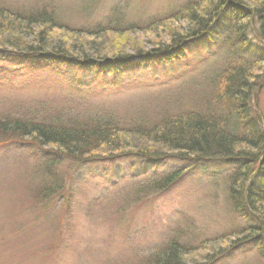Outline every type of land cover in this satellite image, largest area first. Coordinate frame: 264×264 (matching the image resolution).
Returning <instances> with one entry per match:
<instances>
[{
  "label": "rangeland",
  "instance_id": "rangeland-1",
  "mask_svg": "<svg viewBox=\"0 0 264 264\" xmlns=\"http://www.w3.org/2000/svg\"><path fill=\"white\" fill-rule=\"evenodd\" d=\"M242 1L253 6V0ZM177 2L181 0H0V7L22 15L45 9L66 27L80 30L105 23L114 9L134 23L162 16ZM185 29V23H178L156 32H124L122 37L105 33L100 40L95 35L77 37L59 30L51 37L58 44L72 40L80 47L93 44L103 61L114 54L160 49L158 44L168 43V33L182 36ZM180 54L178 59L149 66L136 63V68L115 72L113 78L104 74L96 79L76 69L61 68L60 73L23 59L0 58V118L24 119L27 109L44 104L50 113H78L76 121L110 116L125 126L140 118L152 123L163 111L192 110L203 98L218 96L221 79L217 78L228 62L217 45L211 49L200 45ZM92 55L87 51L85 56ZM262 71L264 63L254 67L247 91L253 88L252 94L258 93L254 108L264 115ZM135 156L140 155L129 152L108 163L77 166L63 161L58 166L61 176L72 172L70 201L65 211L59 210L61 201L46 202L44 219L40 201L36 205L31 197L40 184L38 166L44 157L28 143L0 141V264H148V253L165 242L170 226L184 219L194 231L184 248L197 247L181 258L199 264L210 252L209 246L202 247L204 243L224 244L240 229L255 226L253 219L233 212L227 200L232 167L208 170L205 164L168 192L155 194L136 188L184 164L174 156L151 164ZM256 241L240 242L210 264H264Z\"/></svg>",
  "mask_w": 264,
  "mask_h": 264
},
{
  "label": "trees",
  "instance_id": "trees-1",
  "mask_svg": "<svg viewBox=\"0 0 264 264\" xmlns=\"http://www.w3.org/2000/svg\"><path fill=\"white\" fill-rule=\"evenodd\" d=\"M59 21L45 9L22 15L0 7V58L23 59L60 73L62 69H76L92 79L104 74L113 78L115 72L136 68V63L149 66L178 59L180 53L192 47L201 45L211 49L217 45L228 64L217 78V81L221 79L217 97L203 98L189 111H163L152 123L140 118L123 126L110 116L76 121L78 113L69 110L50 113L44 104L27 109L24 119L0 118V141L28 143L44 157L38 166L40 184L31 194L32 200L38 202L36 205L40 201L42 217L46 219L43 211L46 202L61 201L59 210L65 211L70 201L71 169L66 170L70 171L66 178L58 171L65 160L75 166L86 162L108 163L109 159H119L120 155L130 152L151 164L174 156L184 166L152 177L136 190L162 194L190 171L200 170L197 167L205 164L209 165L208 170L232 167L227 200L233 212L244 219H253L256 226L240 229L236 235L225 239L224 244L214 245L213 240L204 243L202 247L209 246L210 252L199 264H210L218 255L249 238L257 239L258 253L264 256V115L254 108L258 93L252 94L253 88L247 91L254 79L251 71L264 63V0H253L252 7L242 0H181L162 16L134 23L126 21L125 13L114 9L105 23L80 30L68 28ZM178 23L186 24L185 34L168 33V43L158 44L161 50H135L134 55L114 54L103 61L93 44L80 47L74 40L70 44H58L51 37L54 31L63 30L77 37L82 33L95 35L96 40H100L106 37L105 33L122 37L124 32H156ZM87 51L95 55L85 56ZM38 109L46 112L39 114ZM28 116L31 117L27 119ZM185 220L169 227L165 242L148 253V264H195L181 258L197 247L184 248L194 232Z\"/></svg>",
  "mask_w": 264,
  "mask_h": 264
}]
</instances>
